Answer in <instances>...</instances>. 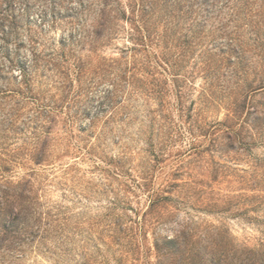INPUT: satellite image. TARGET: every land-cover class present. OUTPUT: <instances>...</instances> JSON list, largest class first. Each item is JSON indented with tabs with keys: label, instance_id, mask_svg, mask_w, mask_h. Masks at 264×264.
<instances>
[{
	"label": "rangeland",
	"instance_id": "1",
	"mask_svg": "<svg viewBox=\"0 0 264 264\" xmlns=\"http://www.w3.org/2000/svg\"><path fill=\"white\" fill-rule=\"evenodd\" d=\"M179 235L264 250V0H0V264Z\"/></svg>",
	"mask_w": 264,
	"mask_h": 264
},
{
	"label": "trees",
	"instance_id": "2",
	"mask_svg": "<svg viewBox=\"0 0 264 264\" xmlns=\"http://www.w3.org/2000/svg\"><path fill=\"white\" fill-rule=\"evenodd\" d=\"M183 238L179 235L169 238L163 246L159 242L156 245L165 253V258L173 253L180 254L178 264H264V250L249 247L238 248L228 237L222 236L215 239L210 245L185 244V248L186 241ZM160 264L167 263L161 260Z\"/></svg>",
	"mask_w": 264,
	"mask_h": 264
}]
</instances>
